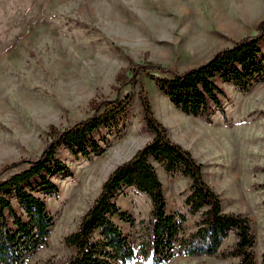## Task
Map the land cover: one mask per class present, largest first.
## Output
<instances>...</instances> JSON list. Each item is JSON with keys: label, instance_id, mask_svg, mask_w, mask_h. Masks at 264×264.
<instances>
[{"label": "rangeland", "instance_id": "rangeland-1", "mask_svg": "<svg viewBox=\"0 0 264 264\" xmlns=\"http://www.w3.org/2000/svg\"><path fill=\"white\" fill-rule=\"evenodd\" d=\"M262 21L264 0H0V170L19 163L1 178L40 156L50 127L66 129L93 116L92 100L133 97L126 126L113 134L103 130L111 143L102 155L77 159L60 151L73 173L53 178L60 192L47 197V203L55 225L26 264H62L75 255L66 237L79 228L114 169L154 138L144 119L141 89L164 126L157 115H171L166 106L177 111L173 137L165 126L170 138L204 165L205 179L224 210L250 219L256 264H264V81L246 93L221 83L224 112L217 110L207 122L177 108L151 79L153 69L141 68L126 84L117 80L130 65L151 62L178 72L197 67L259 34ZM127 74L132 78L130 70ZM187 117L185 131L180 124ZM155 166L168 211L186 213L187 234L196 231L201 216L187 214L184 205L190 179ZM116 202L134 221L114 220L138 242L151 221L150 199L125 187ZM237 241L231 231L216 255L176 252L164 264H238L240 257L231 255ZM133 264L146 262L139 258Z\"/></svg>", "mask_w": 264, "mask_h": 264}, {"label": "trees", "instance_id": "trees-1", "mask_svg": "<svg viewBox=\"0 0 264 264\" xmlns=\"http://www.w3.org/2000/svg\"><path fill=\"white\" fill-rule=\"evenodd\" d=\"M259 30V34L241 39L204 64L184 72L149 62L146 66L130 65L117 80L126 84L141 74V68L153 69L149 73L151 79L177 108L211 122L217 110L224 112L226 92L221 83L246 93L264 81V21ZM132 101L131 93L124 99L92 100L90 105L95 114L66 129L50 127L46 148L37 159L27 161L28 167L7 178L1 176L19 163L0 170V264H26L30 255L47 243L55 225L47 197L60 192L53 178L73 173L59 156L60 151L65 149L77 159L102 155L111 143L103 130L109 134L120 132L129 120ZM141 102L146 125L155 136L129 160L118 165L103 183L100 195L84 214L79 228L66 237V243L76 253L62 264H133L139 258L146 264H164L176 252L191 256L216 255L231 231L238 237L231 255L240 257L238 264H256L250 219L224 210L222 198L205 179L204 165L191 151L170 138L167 128L154 116L143 89ZM123 135L119 134V138ZM155 163L172 177L180 175L190 179V193L184 205L187 214L201 216L196 231L187 234L186 213L168 211ZM125 187L147 195L152 203L151 221L142 228L138 242L114 220L118 216L126 223L134 221L116 202L117 194ZM262 258L264 262V254Z\"/></svg>", "mask_w": 264, "mask_h": 264}, {"label": "crops", "instance_id": "crops-1", "mask_svg": "<svg viewBox=\"0 0 264 264\" xmlns=\"http://www.w3.org/2000/svg\"><path fill=\"white\" fill-rule=\"evenodd\" d=\"M166 109L167 110H169V111H171L172 112V114L171 115H168V116H163V117H160L159 115H157L158 116V118L163 122V123H165L166 125V127H168L169 128V131H170V134H171V136L173 137L174 135H175V133H174V130H175V128L174 127H172V123H174L173 122V119H172V117L173 116H175L176 115V112L177 111H175V110H173L170 106H166ZM190 118V117H189ZM188 117L187 118H185L184 120H183V122L180 124V126L185 130V131H187V129H188V127H187V122H188ZM190 119H192V120H194L193 118H190ZM196 121V120H195ZM202 125V124H201ZM174 140H176V141H180L179 139H174ZM183 144V143H182ZM184 145H187V144H184ZM187 147V146H186ZM162 169V168H161ZM159 171V170H158Z\"/></svg>", "mask_w": 264, "mask_h": 264}]
</instances>
